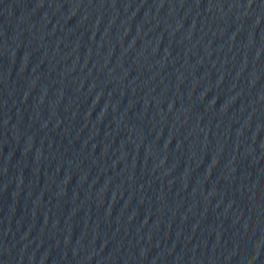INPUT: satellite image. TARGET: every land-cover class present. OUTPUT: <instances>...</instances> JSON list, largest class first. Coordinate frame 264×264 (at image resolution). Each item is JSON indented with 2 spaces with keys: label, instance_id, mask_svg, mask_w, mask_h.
I'll return each mask as SVG.
<instances>
[{
  "label": "water",
  "instance_id": "water-1",
  "mask_svg": "<svg viewBox=\"0 0 264 264\" xmlns=\"http://www.w3.org/2000/svg\"><path fill=\"white\" fill-rule=\"evenodd\" d=\"M0 264H264V0H0Z\"/></svg>",
  "mask_w": 264,
  "mask_h": 264
}]
</instances>
